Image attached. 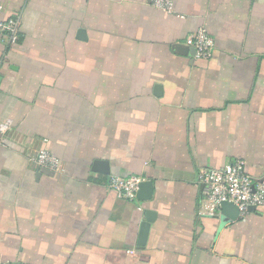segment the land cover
Wrapping results in <instances>:
<instances>
[{
	"label": "crops",
	"instance_id": "crops-1",
	"mask_svg": "<svg viewBox=\"0 0 264 264\" xmlns=\"http://www.w3.org/2000/svg\"><path fill=\"white\" fill-rule=\"evenodd\" d=\"M166 1L0 0V264H264V206L221 225L197 182L235 159L264 180V0ZM200 29L210 57L179 53ZM130 176L151 200L110 188Z\"/></svg>",
	"mask_w": 264,
	"mask_h": 264
},
{
	"label": "built area",
	"instance_id": "built-area-1",
	"mask_svg": "<svg viewBox=\"0 0 264 264\" xmlns=\"http://www.w3.org/2000/svg\"><path fill=\"white\" fill-rule=\"evenodd\" d=\"M155 6L163 11L171 12L172 4L166 0H155ZM0 33L5 35L13 45L18 38V20L9 18L0 21ZM185 45L195 50L196 59H208L213 51L214 42L203 29L188 36ZM7 125H1L6 129ZM37 167L51 172H60L59 160L46 150H40L33 158ZM142 179L138 176L112 177L110 188L127 201L137 199L136 194ZM202 196V212L211 216L218 215L222 203L233 204L239 212V218L248 214L249 209L264 206V180L256 181L248 173L242 159H235L220 168L202 169L197 177Z\"/></svg>",
	"mask_w": 264,
	"mask_h": 264
},
{
	"label": "water",
	"instance_id": "water-1",
	"mask_svg": "<svg viewBox=\"0 0 264 264\" xmlns=\"http://www.w3.org/2000/svg\"><path fill=\"white\" fill-rule=\"evenodd\" d=\"M84 32L82 30L79 31V37L82 39L84 36ZM176 50L183 54V55H189L194 56L195 50L191 47L185 46H179L176 45ZM155 95L158 96V93L155 92ZM93 171L101 172L106 175H109L108 165L105 161H95L93 163ZM153 183L151 181H142L139 184V190L136 194V197L138 200L142 202H147L151 200L152 194H153ZM249 211H254L253 208H250ZM145 218L140 224L139 233H138V240L137 245L138 249H142L143 246H145L147 236L150 230L151 224L154 222L155 213L150 210L144 211ZM219 217H220V223L221 225L228 224L231 222H235L239 219V212L238 209L231 203H222L220 206L219 211Z\"/></svg>",
	"mask_w": 264,
	"mask_h": 264
},
{
	"label": "rangeland",
	"instance_id": "rangeland-1",
	"mask_svg": "<svg viewBox=\"0 0 264 264\" xmlns=\"http://www.w3.org/2000/svg\"><path fill=\"white\" fill-rule=\"evenodd\" d=\"M155 5V3H153ZM40 151V150H39ZM39 151H37V153H39Z\"/></svg>",
	"mask_w": 264,
	"mask_h": 264
}]
</instances>
